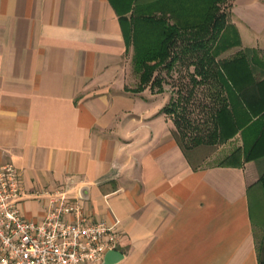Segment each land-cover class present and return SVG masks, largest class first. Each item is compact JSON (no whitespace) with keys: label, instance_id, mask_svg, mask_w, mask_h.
Segmentation results:
<instances>
[{"label":"crops","instance_id":"0c3cea01","mask_svg":"<svg viewBox=\"0 0 264 264\" xmlns=\"http://www.w3.org/2000/svg\"><path fill=\"white\" fill-rule=\"evenodd\" d=\"M233 14L242 47L263 55L264 0ZM132 58L109 0H0V165L19 171L23 217L42 221L37 193L67 188L122 232L99 264H260L264 156L240 144L231 157L238 133L221 162L189 160L168 95L134 91Z\"/></svg>","mask_w":264,"mask_h":264},{"label":"trees","instance_id":"16d2710c","mask_svg":"<svg viewBox=\"0 0 264 264\" xmlns=\"http://www.w3.org/2000/svg\"><path fill=\"white\" fill-rule=\"evenodd\" d=\"M109 1L133 47L132 64L138 77L134 91L162 93L166 78L182 75L183 68L193 86L210 91L214 128L210 139L196 137L187 143L186 136L173 131L189 160L204 162L202 145L217 146L238 133L244 140L246 160L264 156V54L242 47L240 32L230 22L235 0L229 8L227 0ZM234 49L239 50L225 56ZM178 105V99H171L163 112L176 113L173 107ZM259 254L264 264V252Z\"/></svg>","mask_w":264,"mask_h":264},{"label":"built area","instance_id":"2783aa9c","mask_svg":"<svg viewBox=\"0 0 264 264\" xmlns=\"http://www.w3.org/2000/svg\"><path fill=\"white\" fill-rule=\"evenodd\" d=\"M26 196L15 165H0V264H99L119 246L120 228L88 217L69 189L37 193L48 199L42 221L23 217Z\"/></svg>","mask_w":264,"mask_h":264},{"label":"rangeland","instance_id":"374dc122","mask_svg":"<svg viewBox=\"0 0 264 264\" xmlns=\"http://www.w3.org/2000/svg\"><path fill=\"white\" fill-rule=\"evenodd\" d=\"M226 2V6L228 5L229 8L232 0H227ZM221 6L224 7L223 4ZM235 21L236 19L234 20V14L232 10L230 15V22L236 25ZM130 65L132 69L131 71L136 78V86L138 77L134 73L132 62ZM179 69L181 68H178V70ZM186 71L187 70L183 68L182 75L178 72L175 73L174 76H168V78H166L168 84L165 86V89L162 93H166V95H168V101L166 105L169 104L171 99H178V107H173L174 109H176V113H171L169 115L173 118L175 124L174 130L180 133L179 136L182 138L186 136L187 143H190V140L196 137L205 138L208 141V139H210V136L212 135V131L214 130L213 119L211 116L213 112V102L211 94L207 87L193 86L190 77H184L186 75ZM234 143L235 144L233 145L232 150H235L237 145L240 144H242V147H244L243 137L242 141L238 138ZM200 149L201 158H203L208 164H215L221 162L222 160H224V158H226L223 155L215 154L219 150V145H202Z\"/></svg>","mask_w":264,"mask_h":264}]
</instances>
